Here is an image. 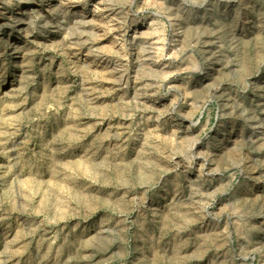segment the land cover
Segmentation results:
<instances>
[{
	"label": "clouds",
	"instance_id": "clouds-1",
	"mask_svg": "<svg viewBox=\"0 0 264 264\" xmlns=\"http://www.w3.org/2000/svg\"><path fill=\"white\" fill-rule=\"evenodd\" d=\"M0 264H264V0H0Z\"/></svg>",
	"mask_w": 264,
	"mask_h": 264
}]
</instances>
